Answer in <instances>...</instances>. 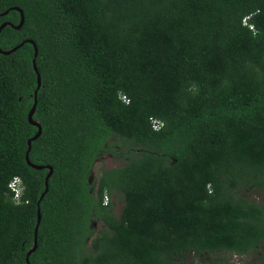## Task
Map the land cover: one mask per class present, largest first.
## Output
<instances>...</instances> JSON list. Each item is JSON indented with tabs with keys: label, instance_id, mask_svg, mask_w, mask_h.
Here are the masks:
<instances>
[{
	"label": "trees",
	"instance_id": "obj_1",
	"mask_svg": "<svg viewBox=\"0 0 264 264\" xmlns=\"http://www.w3.org/2000/svg\"><path fill=\"white\" fill-rule=\"evenodd\" d=\"M14 6L25 23L0 46H38L30 159L54 168L30 262L264 264V203L242 193H264V0H0V14ZM34 55L0 52V264H27L49 172L26 161ZM104 155L121 164L93 188Z\"/></svg>",
	"mask_w": 264,
	"mask_h": 264
},
{
	"label": "water",
	"instance_id": "obj_2",
	"mask_svg": "<svg viewBox=\"0 0 264 264\" xmlns=\"http://www.w3.org/2000/svg\"><path fill=\"white\" fill-rule=\"evenodd\" d=\"M17 10L20 14H21V19H20V22L19 24L15 25L9 21H6L4 23L1 24L0 26V34H1V31L6 27V26H9L11 25L12 27L16 28V29H21L25 23V13H24V10L22 8H20L19 6H14L10 9H8L7 11L1 13L0 15H6L9 13L10 10ZM25 42H29V43H32L35 47V55H34V59H33V65H34V69L37 73V82H38V85H37V89L35 91V94H34V104H33V107L29 113V121L38 126V132L28 140V145H29V148L27 150V153H26V161L27 163L35 168V169H44V168H47L49 170L46 178H45V191L41 194V197L38 201V212H37V224H36V227H35V236H34V245L31 249H29V251L27 252V255H26V261H27V264H32L30 262V255L36 251L37 247H38V231H39V226H40V223H41V219H42V214H41V207H40V204H41V201L43 200V198L45 197V195L47 194L48 190H49V180L54 172V168L53 166L51 165H39V164H35L31 161L30 159V151H31V148H32V142L34 140H36L37 138H39L42 134V125L39 123V121H36L34 120V114L36 112V108H37V103H38V98H37V95H38V91L39 89L41 88L42 86V77H41V74L39 72V69H38V66H37V57H38V54H39V49H38V46L36 44V42L32 39H27L26 41H23L22 43H20L19 45L11 48V49H8V50H3L0 46V52L2 54H5V55H10L11 53L15 52L17 49L21 48L22 45L25 44Z\"/></svg>",
	"mask_w": 264,
	"mask_h": 264
},
{
	"label": "rangeland",
	"instance_id": "obj_3",
	"mask_svg": "<svg viewBox=\"0 0 264 264\" xmlns=\"http://www.w3.org/2000/svg\"><path fill=\"white\" fill-rule=\"evenodd\" d=\"M121 163L113 158L111 155H104L102 159L97 161L95 165V169L93 171L91 181L93 183V188L97 187V179L103 173V170L110 169L119 166ZM242 193L246 194L250 199L255 200L257 202L264 203V193L259 191H247L244 190ZM119 197L114 196L112 201L115 203L114 210L117 216L121 214L123 209V202L118 199ZM96 231L102 228L100 222H96L94 224ZM259 252H249L246 254H238V253H215L205 255L202 257H191V262L194 264H253L257 260L259 256Z\"/></svg>",
	"mask_w": 264,
	"mask_h": 264
},
{
	"label": "built area",
	"instance_id": "obj_4",
	"mask_svg": "<svg viewBox=\"0 0 264 264\" xmlns=\"http://www.w3.org/2000/svg\"><path fill=\"white\" fill-rule=\"evenodd\" d=\"M19 181L20 179L18 177H15V179L10 184L11 190L14 192V196L16 199L20 198V189L18 188Z\"/></svg>",
	"mask_w": 264,
	"mask_h": 264
},
{
	"label": "clouds",
	"instance_id": "obj_5",
	"mask_svg": "<svg viewBox=\"0 0 264 264\" xmlns=\"http://www.w3.org/2000/svg\"><path fill=\"white\" fill-rule=\"evenodd\" d=\"M19 178V177H18ZM20 179V178H19ZM11 188V187H10ZM18 188L20 189V197H21V194H22V191H23V183H22V181H21V179H20V181L18 182ZM14 198H15V196H14ZM16 199V198H15ZM18 199H20V198H18ZM106 200H108V198H106Z\"/></svg>",
	"mask_w": 264,
	"mask_h": 264
},
{
	"label": "flooded vegetation",
	"instance_id": "obj_6",
	"mask_svg": "<svg viewBox=\"0 0 264 264\" xmlns=\"http://www.w3.org/2000/svg\"><path fill=\"white\" fill-rule=\"evenodd\" d=\"M92 182V181H91ZM108 200H106V202H107Z\"/></svg>",
	"mask_w": 264,
	"mask_h": 264
}]
</instances>
